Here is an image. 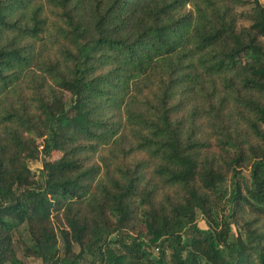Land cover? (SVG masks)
Returning a JSON list of instances; mask_svg holds the SVG:
<instances>
[{"label":"trees","instance_id":"trees-1","mask_svg":"<svg viewBox=\"0 0 264 264\" xmlns=\"http://www.w3.org/2000/svg\"><path fill=\"white\" fill-rule=\"evenodd\" d=\"M20 227L41 264H264V5L0 0V264Z\"/></svg>","mask_w":264,"mask_h":264},{"label":"rangeland","instance_id":"rangeland-1","mask_svg":"<svg viewBox=\"0 0 264 264\" xmlns=\"http://www.w3.org/2000/svg\"><path fill=\"white\" fill-rule=\"evenodd\" d=\"M260 3L264 5V0H259ZM243 9H247L248 6L242 7ZM39 143V142H38ZM56 157V156H55ZM29 169L32 171V173L37 174L38 171L42 167V162L41 160H36V161H30L28 163ZM248 171H244L243 175L245 178H248ZM231 189L230 186V181H226L224 186L222 187V190L224 193H229V190ZM201 227H203V224H200ZM26 234L25 231L23 230L22 227H20L15 234L14 240H15V246H16V251H17V256L21 261H24L26 264H41V261L35 258L27 257L25 255V246L27 244V239H26ZM75 253L78 252L77 249L74 248L73 250Z\"/></svg>","mask_w":264,"mask_h":264}]
</instances>
